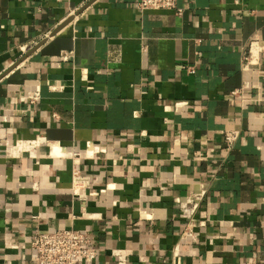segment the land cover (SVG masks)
<instances>
[{
  "label": "crops",
  "instance_id": "crops-1",
  "mask_svg": "<svg viewBox=\"0 0 264 264\" xmlns=\"http://www.w3.org/2000/svg\"><path fill=\"white\" fill-rule=\"evenodd\" d=\"M176 5L0 0V264L61 228L77 264H264V0Z\"/></svg>",
  "mask_w": 264,
  "mask_h": 264
},
{
  "label": "built area",
  "instance_id": "built-area-1",
  "mask_svg": "<svg viewBox=\"0 0 264 264\" xmlns=\"http://www.w3.org/2000/svg\"><path fill=\"white\" fill-rule=\"evenodd\" d=\"M135 8L142 12L147 9L152 10H173L176 13L181 11L177 7L176 0H135ZM259 49L256 42H249L247 55L244 58L242 70L247 71L251 64L256 62ZM65 58V56H64ZM189 72L192 68L187 67ZM233 94H238V90H233ZM30 100L35 99V95H29ZM224 139L228 146L235 139L234 131H224ZM89 144L84 150L85 156H92L93 150L100 151L99 148L90 149ZM77 156V153L72 154ZM72 193L76 196H84L80 186L87 184V178L79 173L77 167L73 166ZM32 250L31 264H77L79 260L92 261L96 257V248L91 244L90 238L85 231L73 228H61L50 231L35 229L30 243Z\"/></svg>",
  "mask_w": 264,
  "mask_h": 264
},
{
  "label": "water",
  "instance_id": "water-1",
  "mask_svg": "<svg viewBox=\"0 0 264 264\" xmlns=\"http://www.w3.org/2000/svg\"><path fill=\"white\" fill-rule=\"evenodd\" d=\"M62 26H63V24H62ZM61 26V27H62ZM60 27H58V28H56L55 30H53L52 32H50V35L52 36L56 31H58V29H59Z\"/></svg>",
  "mask_w": 264,
  "mask_h": 264
},
{
  "label": "bare ground",
  "instance_id": "bare-ground-1",
  "mask_svg": "<svg viewBox=\"0 0 264 264\" xmlns=\"http://www.w3.org/2000/svg\"><path fill=\"white\" fill-rule=\"evenodd\" d=\"M54 36V35H53ZM50 37V36H49Z\"/></svg>",
  "mask_w": 264,
  "mask_h": 264
}]
</instances>
